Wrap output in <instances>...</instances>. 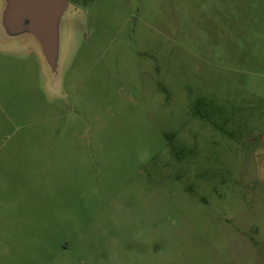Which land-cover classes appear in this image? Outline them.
Wrapping results in <instances>:
<instances>
[{
	"label": "rangeland",
	"instance_id": "obj_1",
	"mask_svg": "<svg viewBox=\"0 0 264 264\" xmlns=\"http://www.w3.org/2000/svg\"><path fill=\"white\" fill-rule=\"evenodd\" d=\"M68 1L55 77L0 30V264H264V0Z\"/></svg>",
	"mask_w": 264,
	"mask_h": 264
},
{
	"label": "water",
	"instance_id": "obj_2",
	"mask_svg": "<svg viewBox=\"0 0 264 264\" xmlns=\"http://www.w3.org/2000/svg\"><path fill=\"white\" fill-rule=\"evenodd\" d=\"M71 9L68 0H2L0 30L8 41L32 36L55 77L58 72L61 20Z\"/></svg>",
	"mask_w": 264,
	"mask_h": 264
}]
</instances>
